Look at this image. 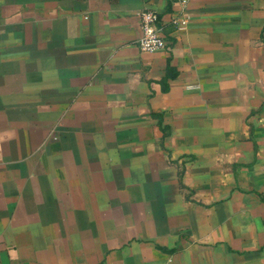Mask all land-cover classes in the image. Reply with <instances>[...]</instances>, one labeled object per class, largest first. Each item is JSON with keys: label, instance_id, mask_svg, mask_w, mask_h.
<instances>
[{"label": "crops", "instance_id": "0c3cea01", "mask_svg": "<svg viewBox=\"0 0 264 264\" xmlns=\"http://www.w3.org/2000/svg\"><path fill=\"white\" fill-rule=\"evenodd\" d=\"M173 9L0 0V264H264V0Z\"/></svg>", "mask_w": 264, "mask_h": 264}, {"label": "built area", "instance_id": "2783aa9c", "mask_svg": "<svg viewBox=\"0 0 264 264\" xmlns=\"http://www.w3.org/2000/svg\"><path fill=\"white\" fill-rule=\"evenodd\" d=\"M174 9L170 14V24L175 31H182L187 25L186 7L195 0H171ZM139 36L135 42L142 53H153L168 48L166 40L158 25V16L151 10H142L137 15Z\"/></svg>", "mask_w": 264, "mask_h": 264}]
</instances>
